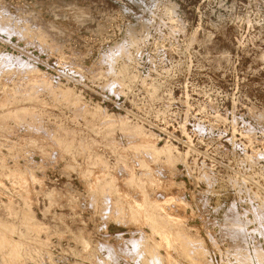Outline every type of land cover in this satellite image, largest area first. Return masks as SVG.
<instances>
[{
  "label": "rangeland",
  "instance_id": "rangeland-1",
  "mask_svg": "<svg viewBox=\"0 0 264 264\" xmlns=\"http://www.w3.org/2000/svg\"><path fill=\"white\" fill-rule=\"evenodd\" d=\"M0 264H264V0H0Z\"/></svg>",
  "mask_w": 264,
  "mask_h": 264
},
{
  "label": "bare ground",
  "instance_id": "bare-ground-1",
  "mask_svg": "<svg viewBox=\"0 0 264 264\" xmlns=\"http://www.w3.org/2000/svg\"><path fill=\"white\" fill-rule=\"evenodd\" d=\"M8 58V57H7ZM8 61V60H7ZM18 62H20L19 60H18ZM21 64V63H20ZM21 66V65H20ZM24 67V66H23ZM25 94V93H24Z\"/></svg>",
  "mask_w": 264,
  "mask_h": 264
}]
</instances>
